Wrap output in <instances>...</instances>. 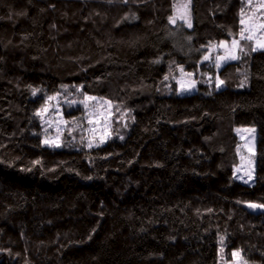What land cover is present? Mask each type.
<instances>
[{"label": "trees", "instance_id": "1", "mask_svg": "<svg viewBox=\"0 0 264 264\" xmlns=\"http://www.w3.org/2000/svg\"><path fill=\"white\" fill-rule=\"evenodd\" d=\"M262 3L0 0V264H219V248L264 264V208H248L264 205ZM55 96L108 100L104 143L76 106L45 143ZM245 126L252 184L232 177Z\"/></svg>", "mask_w": 264, "mask_h": 264}, {"label": "rangeland", "instance_id": "2", "mask_svg": "<svg viewBox=\"0 0 264 264\" xmlns=\"http://www.w3.org/2000/svg\"><path fill=\"white\" fill-rule=\"evenodd\" d=\"M264 8V0L262 3ZM186 20H183L185 25L190 22L187 16ZM261 23V22H260ZM246 25L248 22L245 23ZM261 25L264 24H260ZM248 33L250 36H257L256 32L259 28L257 25H249ZM259 36V35H258ZM257 36V38H258ZM264 36V31L260 34ZM233 41H228L225 45V50L223 53L217 52L216 54V65L219 67L223 63L232 60H223V57L236 56V50L238 44H234ZM223 43L227 41H220ZM216 44V46L221 43ZM258 43V44H257ZM255 45L257 48L264 49V40H257ZM263 45V46H260ZM216 52V51H215ZM187 89V90H185ZM196 89V81L191 78L190 75H182L178 80V91L180 93L190 92ZM86 96L84 102L76 103L71 102L68 99H63L58 96L51 98L50 102L43 107L41 112L44 115L45 128L49 130L48 134L45 136L44 141L47 143H58L61 137V133L69 125L70 119H68L69 111L72 109L71 106H76L77 110L82 113L84 125V131L86 132V140L89 145H96L98 143H104V140L109 136L111 130V104L108 100H100L97 97ZM46 109V110H45ZM80 109V110H79ZM75 119V118H74ZM238 136L240 143L237 150L238 162L233 166L232 177L234 180L241 181L247 184H252L254 179V170H255V140H256V130L252 126H245L238 128ZM60 145V144H59ZM249 176L252 178L249 179ZM242 177V179H241ZM247 181V182H246ZM236 252L237 255L233 256V253ZM223 252L219 248V264H250L247 263L241 252L238 250H233L232 260H222L225 257Z\"/></svg>", "mask_w": 264, "mask_h": 264}, {"label": "snow or ice", "instance_id": "3", "mask_svg": "<svg viewBox=\"0 0 264 264\" xmlns=\"http://www.w3.org/2000/svg\"><path fill=\"white\" fill-rule=\"evenodd\" d=\"M124 2L127 3L128 0H124ZM188 2L190 3V0H188ZM181 18L183 19V17H181ZM169 21H170V23H175V18L172 17V16H170V17H169ZM188 27H192V24H191L190 22L188 23ZM241 38L251 39V37H243V36H242ZM233 43H234V44H238V41H233ZM253 50H255V49H253ZM205 59H208V58L205 57ZM221 59H223V60L226 61V60H228V59H238V57H236V56H229V57H223V58H221ZM165 79H167V77H165ZM224 83H225V82H224L223 80H220L219 83L216 85L217 88L221 87ZM185 90H187V89H185ZM45 110H46V109H45ZM45 143H47V141H45ZM89 147H91V145H89ZM251 178H252V177L249 176V179H251ZM241 179H242V177H241ZM246 182H247V181H246ZM249 207H252V208H264V205L249 204ZM209 211H211V210H209ZM235 255H237L236 252L233 253V256H235Z\"/></svg>", "mask_w": 264, "mask_h": 264}, {"label": "water", "instance_id": "4", "mask_svg": "<svg viewBox=\"0 0 264 264\" xmlns=\"http://www.w3.org/2000/svg\"><path fill=\"white\" fill-rule=\"evenodd\" d=\"M248 208L252 211V213H254V214H258V213H260L261 212V208H252V207H249V205H248Z\"/></svg>", "mask_w": 264, "mask_h": 264}]
</instances>
